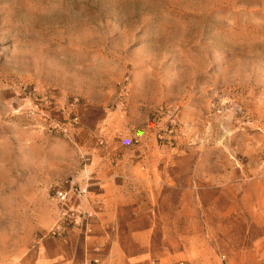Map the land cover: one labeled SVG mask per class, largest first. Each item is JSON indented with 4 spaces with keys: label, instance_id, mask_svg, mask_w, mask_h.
Masks as SVG:
<instances>
[{
    "label": "rangeland",
    "instance_id": "obj_1",
    "mask_svg": "<svg viewBox=\"0 0 264 264\" xmlns=\"http://www.w3.org/2000/svg\"><path fill=\"white\" fill-rule=\"evenodd\" d=\"M0 264H264V0H0Z\"/></svg>",
    "mask_w": 264,
    "mask_h": 264
},
{
    "label": "built area",
    "instance_id": "obj_2",
    "mask_svg": "<svg viewBox=\"0 0 264 264\" xmlns=\"http://www.w3.org/2000/svg\"><path fill=\"white\" fill-rule=\"evenodd\" d=\"M86 191H87L86 188H80L79 195L85 194ZM70 192L71 191H69L68 189L64 187L57 188L55 189V199L61 206L62 217L70 216L76 222H79L81 218V214H79L76 210H74L75 208H71L68 205L70 201ZM59 229H60V226H58L56 230H53V232L56 233V231ZM96 262H98V260H96Z\"/></svg>",
    "mask_w": 264,
    "mask_h": 264
}]
</instances>
